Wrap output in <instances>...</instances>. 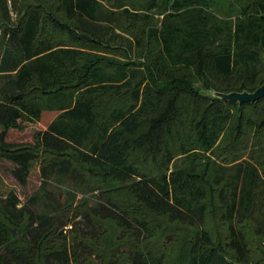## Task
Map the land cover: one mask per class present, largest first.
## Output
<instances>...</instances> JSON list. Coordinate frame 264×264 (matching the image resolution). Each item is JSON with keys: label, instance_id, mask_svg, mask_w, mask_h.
Listing matches in <instances>:
<instances>
[{"label": "trees", "instance_id": "obj_1", "mask_svg": "<svg viewBox=\"0 0 264 264\" xmlns=\"http://www.w3.org/2000/svg\"><path fill=\"white\" fill-rule=\"evenodd\" d=\"M262 84L264 0H0V264H264Z\"/></svg>", "mask_w": 264, "mask_h": 264}, {"label": "rangeland", "instance_id": "obj_2", "mask_svg": "<svg viewBox=\"0 0 264 264\" xmlns=\"http://www.w3.org/2000/svg\"><path fill=\"white\" fill-rule=\"evenodd\" d=\"M10 168L11 165L9 163L0 160V195L6 196L10 189L15 188L22 202H25L31 195V193L38 187V185L40 184V180L37 177L32 178L27 187H21L12 178L10 174ZM37 175H39V173ZM48 186L49 189L55 193L58 206H62L65 202L67 189L74 190L77 193L79 199L84 196V193L80 190V186L78 185V183L70 179H65L59 182L57 179L53 178L51 182H49ZM85 195L89 198L93 205H96L98 203L99 198L96 193L88 192ZM42 200L45 202V199ZM43 201L42 203H40V205L37 204V206L35 207L36 210L42 209V206H44ZM68 219L69 217L67 215L63 216L64 221H67Z\"/></svg>", "mask_w": 264, "mask_h": 264}, {"label": "water", "instance_id": "obj_3", "mask_svg": "<svg viewBox=\"0 0 264 264\" xmlns=\"http://www.w3.org/2000/svg\"><path fill=\"white\" fill-rule=\"evenodd\" d=\"M211 94L213 96L219 97L221 99L229 100L232 102H238L239 104H243L246 102H255L260 98L264 97V84L259 86L254 91H232V92H220V91H212ZM253 264V263H249Z\"/></svg>", "mask_w": 264, "mask_h": 264}]
</instances>
